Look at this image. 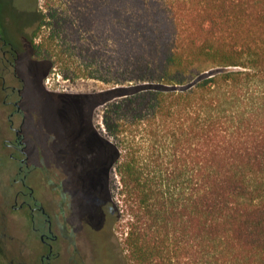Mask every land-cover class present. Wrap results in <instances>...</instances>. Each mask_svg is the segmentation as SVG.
<instances>
[{"label":"trees","instance_id":"trees-1","mask_svg":"<svg viewBox=\"0 0 264 264\" xmlns=\"http://www.w3.org/2000/svg\"><path fill=\"white\" fill-rule=\"evenodd\" d=\"M34 60L94 79L127 264H264V0H44Z\"/></svg>","mask_w":264,"mask_h":264},{"label":"flooded vegetation","instance_id":"flooded-vegetation-1","mask_svg":"<svg viewBox=\"0 0 264 264\" xmlns=\"http://www.w3.org/2000/svg\"><path fill=\"white\" fill-rule=\"evenodd\" d=\"M35 8L37 10L32 0H0V101L8 112L9 130L14 133L13 140L4 138L2 144L11 152V158L20 160L28 168L29 144L24 134L27 112L22 104L29 83L20 75L18 63L21 52L33 48L32 41L40 20L39 11L37 16ZM30 79L40 83L39 78L31 76ZM16 117L21 118L20 124L16 125ZM3 134L0 129V136ZM49 137L52 143L60 142L56 133ZM59 145L55 151L52 148L48 153L44 149L40 151L42 163L56 161V165L45 170L42 178L45 189L39 200L34 197L33 188L26 183L30 171L24 173L21 166L19 173L24 175L15 180L30 192L18 190L13 209L26 210L40 242L38 261L30 259L23 264H125L106 222L103 229L105 250L92 232L93 221L104 220L105 214L102 210L100 212L105 204V193L101 189L104 176L96 171L91 159L92 149L88 151L83 144L72 142ZM19 154L22 158H18ZM89 165L93 172L90 183ZM95 186L97 191L92 189ZM92 204L95 205L94 210L90 209Z\"/></svg>","mask_w":264,"mask_h":264},{"label":"rangeland","instance_id":"rangeland-1","mask_svg":"<svg viewBox=\"0 0 264 264\" xmlns=\"http://www.w3.org/2000/svg\"><path fill=\"white\" fill-rule=\"evenodd\" d=\"M32 1L37 7L35 11L38 16L44 0ZM18 70L29 83L24 92L25 100L22 106L27 112L24 134L27 135L26 141L29 144L27 151L30 158L28 168L20 160L11 158V152L4 148L2 140L4 138L13 140L14 133L9 130L8 112L0 101V129L4 131L0 136V264H23L30 259L38 261L39 236L32 228L30 215L25 209H13L16 192L22 190L28 194L30 191L15 180L22 178L23 172L30 171L26 183L33 188L34 197L39 200L44 194L45 185L42 178L45 170L56 165V161L42 163L41 149L48 153L51 148L53 151L59 149L60 143L71 142L83 144L88 151L92 149L90 151L92 162L97 168L96 171H100L104 176L101 189L105 193V204L103 209L100 208V212L102 210L105 214L102 213L104 220L100 218L93 221L94 238L105 250L103 229L106 222L112 240L127 264L128 254L123 242L122 226L115 219L113 152L102 123L104 106L92 108L87 98L95 92L106 90L107 85L94 79L67 80L58 71H49L44 63L34 60L31 50L21 52ZM31 76L39 78L40 83L31 81ZM20 122L21 118L16 117V125ZM55 133L60 140L58 143H52L49 137ZM18 158H22V155L19 154ZM21 166L24 170L22 174L19 173ZM88 174L90 183L93 180L90 165ZM92 189L97 191V186ZM94 208L95 205L92 204L90 209Z\"/></svg>","mask_w":264,"mask_h":264}]
</instances>
